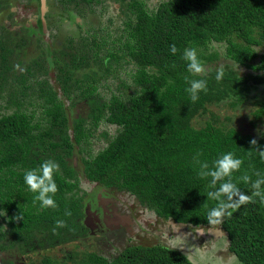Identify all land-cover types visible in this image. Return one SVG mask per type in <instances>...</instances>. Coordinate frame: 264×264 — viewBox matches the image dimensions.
I'll use <instances>...</instances> for the list:
<instances>
[{
	"label": "trees",
	"instance_id": "16d2710c",
	"mask_svg": "<svg viewBox=\"0 0 264 264\" xmlns=\"http://www.w3.org/2000/svg\"><path fill=\"white\" fill-rule=\"evenodd\" d=\"M6 4L0 0V9ZM47 4L65 40L54 76L43 51L27 54L33 25H0V252L16 250L30 264H195L161 242H134L112 255L90 242L99 232L85 222L92 194L81 173L162 219L210 227L217 202L207 197L211 177L199 176L200 165L211 169L232 152L243 164L231 180L251 195L252 182L264 178V160L250 144L256 139L264 151V0ZM187 48L196 49L205 76L187 72ZM186 76L207 81L196 102ZM247 124L256 131L244 132ZM47 160L59 166L58 191L56 207L43 209L23 176ZM253 199L219 225L240 264H264V203Z\"/></svg>",
	"mask_w": 264,
	"mask_h": 264
},
{
	"label": "rangeland",
	"instance_id": "374dc122",
	"mask_svg": "<svg viewBox=\"0 0 264 264\" xmlns=\"http://www.w3.org/2000/svg\"><path fill=\"white\" fill-rule=\"evenodd\" d=\"M58 16L57 10L47 4V0H7L6 7L0 9V25L16 31L30 24L34 26L35 45L27 54L35 55L43 51L50 61L51 76H54L55 64L60 55L58 48L63 47L65 41L59 29L61 21ZM261 128L264 130V127ZM247 131H256V127L244 125V132ZM81 176V186L92 194L89 195L90 198H86L85 222L94 228L95 234L99 232L100 238L97 241L107 255L134 242L154 241L181 249L195 264H240L227 250L228 239L219 225L197 228L162 219L153 212L140 208L133 196L104 190L102 186H96L95 182L86 180L82 173ZM108 209H112V212L105 211ZM91 241L94 240L90 239ZM68 250L65 249L70 257L73 252ZM6 258L9 261L0 259L1 264H15L10 256Z\"/></svg>",
	"mask_w": 264,
	"mask_h": 264
},
{
	"label": "clouds",
	"instance_id": "9594fccd",
	"mask_svg": "<svg viewBox=\"0 0 264 264\" xmlns=\"http://www.w3.org/2000/svg\"><path fill=\"white\" fill-rule=\"evenodd\" d=\"M170 51L173 55L176 54L177 48L175 44L170 45ZM182 59L187 62V72L192 76H205L207 69L200 61L195 48H187L184 50ZM224 66L221 65L216 69L215 79L220 82L224 77ZM186 82L190 87L186 88L192 102L199 99L201 92L207 91V81L205 79H190L185 77ZM252 149L258 153L261 160H264V151L258 149L257 140L250 141ZM251 152V150H249ZM197 163L199 161L197 160ZM243 160L236 158L232 152H227L218 157L209 169L207 163L200 165L199 176L201 178L211 177L210 187L213 190L208 191L207 197L217 202L216 206L209 210L207 220L210 225H220L224 218L230 217L233 212L237 211L242 205L253 203L254 197H259L260 202L264 203V191L261 190V185H264V178L257 179L252 182L253 189L251 195L242 192L235 183L232 182L231 176L234 172L240 170ZM59 166L54 161H44L38 169H30L25 171L23 180L28 190L34 193V203L39 202L43 209L55 208L54 200L55 193L58 191L57 184L54 180V174ZM259 175V173H257ZM229 178L225 180V178ZM243 182L248 183L250 177L244 175L240 178ZM219 182V186L217 184ZM70 215V212L66 213ZM16 220H22V216L17 215ZM56 227H63L64 222L57 220Z\"/></svg>",
	"mask_w": 264,
	"mask_h": 264
},
{
	"label": "flooded vegetation",
	"instance_id": "af4514ba",
	"mask_svg": "<svg viewBox=\"0 0 264 264\" xmlns=\"http://www.w3.org/2000/svg\"><path fill=\"white\" fill-rule=\"evenodd\" d=\"M59 50H58V52H60V54L63 52V54H65V50L64 51H62L63 49H64V46L63 47H61V48H58ZM62 51V52H61ZM97 184V183H96ZM96 186H98V184L96 185ZM97 188V187H96ZM103 188V187H102ZM104 190H113V189H107V188H103ZM110 191H106V192H110ZM113 191H116V190H113ZM99 191H98V189H97V191H96V193H98ZM116 192H119V191H116ZM127 194H129V193H127ZM130 196H132L131 194H129ZM134 197V196H133ZM135 198V197H134ZM136 199V198H135ZM136 201H137V199H136ZM137 203H138V201H137ZM139 204V203H138ZM140 208H143L144 210H146V208H144V207H142V206H140ZM112 209H108V210H105L106 212H108L109 211V213L110 212H112L111 211ZM148 210H146V212H147ZM114 212V211H113ZM97 238H100V236H97L96 237V239H93V238H91V239H93L95 242H96V245H98V246H101L100 244H99V242L97 241ZM121 250V249H120ZM7 255V256H6ZM10 256V260H12L15 264H30V262L28 261V259L26 258V257H24L23 255H21V254H19L18 252H16V250L15 251H10V252H6L5 251V253L3 252H0V259H2V260H6V261H9L6 257H9ZM34 256V254L32 253L28 258H30V257H33ZM34 258V257H33ZM31 259V258H30ZM31 262H32V259H31ZM2 262H1V260H0V264H1Z\"/></svg>",
	"mask_w": 264,
	"mask_h": 264
}]
</instances>
